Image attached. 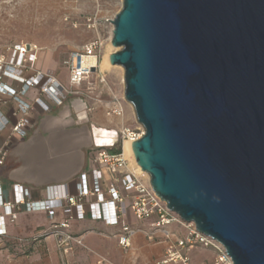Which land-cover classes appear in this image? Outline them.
Listing matches in <instances>:
<instances>
[{"label":"water","instance_id":"obj_1","mask_svg":"<svg viewBox=\"0 0 264 264\" xmlns=\"http://www.w3.org/2000/svg\"><path fill=\"white\" fill-rule=\"evenodd\" d=\"M113 24L110 62L145 128L137 164L233 264H264V0H124ZM89 108L74 96L30 139L48 133L43 157L53 172L68 166L63 181L84 170L83 148L119 142L89 127Z\"/></svg>","mask_w":264,"mask_h":264},{"label":"built area","instance_id":"obj_2","mask_svg":"<svg viewBox=\"0 0 264 264\" xmlns=\"http://www.w3.org/2000/svg\"><path fill=\"white\" fill-rule=\"evenodd\" d=\"M104 46V40L97 37L79 49L72 51L64 61L69 72L71 88L66 87L58 77L37 67L40 49L30 42L0 44V92L10 96L17 103L16 116L20 117L12 124V131L21 137L27 136V128L31 125L27 117L32 104L24 99L30 88H38L40 96L35 102L46 111L50 110L44 98L50 99L55 105L61 106L69 94H84L74 87H79L89 81L94 70H98L99 54ZM95 58V63L88 59ZM11 79L22 85V89L9 86L4 82ZM74 88V89H73ZM85 98V97H84ZM4 98L0 97V128L6 129L10 120L1 111ZM112 106L107 115L123 116L124 109L116 96H113ZM121 147L118 152H111L107 148H95L92 159L95 168L83 170L77 177L75 192H70L68 185L52 184L46 187V197L35 200L31 190L23 184L13 185V198L6 201L0 188V207L3 214L0 215V244L7 236L5 217L12 221L18 218L20 212H47L53 214L62 211L63 220L53 222L54 228L40 232L30 237H18L16 242H21L24 247L33 242L54 234L56 249L62 260L73 253L76 246L85 247L83 239L71 231V221L74 219L90 218L103 221L110 226H120L122 234L119 244L123 247L131 245V237L136 230L125 222L129 214L126 199L131 201L130 211L140 220H151L152 227L161 231L165 237H170L168 226L177 223L185 228L187 235L171 243L164 258L157 264H169L180 262L190 264L187 254L191 249L199 246L211 249L215 252L213 264H233L225 247L212 237L201 233L194 223L184 221L176 212L172 211L165 200H162L154 190L150 176L140 167H135L125 156L124 143L133 144L139 140L145 128L142 126L132 128L122 125L118 129ZM2 161V160H1ZM150 238H152L150 236Z\"/></svg>","mask_w":264,"mask_h":264},{"label":"crops","instance_id":"obj_3","mask_svg":"<svg viewBox=\"0 0 264 264\" xmlns=\"http://www.w3.org/2000/svg\"><path fill=\"white\" fill-rule=\"evenodd\" d=\"M37 67L42 71L50 72L53 66L52 61L49 60V56L46 59L43 53L40 52ZM4 82L17 89V91L22 89L20 83L11 79H5ZM37 96H40V90L34 87L30 88L24 96V99L32 104V108L27 116L31 125L27 128V136L21 137L18 133L13 132L11 127L20 117V115H15L17 103L10 96L0 92V97L5 100L1 105V111L10 120V124L6 129L0 128V188L6 201L13 198L14 184L27 186L31 190L32 197L35 200L45 198L46 187L52 184L66 183L70 192H75L78 176L68 181H63L68 173V166H58L55 172H53L48 167L49 164L45 162L46 157L43 156H46V154L43 139L48 136V133L41 130V136L36 138L35 144L30 143V139L34 135V131L40 124L41 119L47 114H55L59 109V106L55 105L54 102L43 97L50 107V110L46 111L40 104L35 102ZM103 101L105 102V100ZM111 101L112 99L106 102L111 103ZM89 107V127L94 125L110 129L107 125L108 119L105 120L104 118L105 109L94 108L91 105ZM94 109H96V112L91 115V111ZM109 150L112 152L114 148H110ZM83 151L85 153L84 170L95 168L96 165L90 154L91 148H83ZM53 179L60 181L53 182ZM26 180L31 182L27 183ZM47 183L49 185H46ZM2 214L3 209L0 207V215ZM63 218V213L60 210L55 211L52 215L47 212H20L15 221H12L10 217H5L8 234L4 238V242L0 244V250L5 247L12 248L17 244L15 239L23 233L35 236L42 231L53 229V222H60ZM143 221L147 222L132 227L136 232L131 237V245L123 247L119 244L118 235L122 234L120 226H110L103 221L92 220L90 218L74 219L71 221V231L80 237H84L85 241H87V249L78 246L83 248V250H78L76 253L67 256L64 263H62L60 256L54 253L48 263L43 261L37 264H157L164 258L167 248L171 243L187 235L185 228L177 223H172L168 226L171 235L170 237H165L161 231L152 227L151 220ZM45 238H42L44 245L46 244ZM34 243L36 242L26 246L23 252H19L18 255L31 253L33 251L32 244ZM52 247L57 251L55 239L52 242ZM199 248L201 247L197 246L187 252L190 264L210 263L211 260L206 259ZM42 250L47 252V247L44 246ZM12 264L22 263L18 260L15 263L12 262ZM169 264L182 263L172 262Z\"/></svg>","mask_w":264,"mask_h":264},{"label":"rangeland","instance_id":"obj_4","mask_svg":"<svg viewBox=\"0 0 264 264\" xmlns=\"http://www.w3.org/2000/svg\"><path fill=\"white\" fill-rule=\"evenodd\" d=\"M123 2L124 0H0V43L6 45L30 42L37 45L43 56L46 59L49 56V60L52 61L53 67L50 72L55 74L66 87L71 88L69 72L64 61L72 51L101 37L104 40V46L99 54L98 70L93 72L89 81L74 88L84 93L80 96L85 97L89 106L105 109L104 118L108 119L107 125L110 129L118 130L122 125L136 128L142 124L137 118L133 104L125 98L124 68L111 65L102 71L99 67L106 53L112 54L120 50L112 45L113 20L122 10ZM74 96L76 94H69L64 103L69 102ZM113 96H116L122 104L124 109L122 117L107 115L112 102L106 101L113 99ZM95 110L91 111V115L96 112ZM120 142L119 135V142L112 148L121 147ZM126 203L129 207V214L125 218L126 223L133 227L147 222L138 219L130 211L129 198L126 199ZM28 236L30 234L27 233L20 235L23 238ZM81 238L85 245L83 248L87 249V241L83 236ZM54 239V234H50L45 238V245L44 240L40 239L32 244L31 253L19 255L18 253L23 252L25 247L23 243L17 241L12 248L5 247L0 250V264H12L18 260L22 264H37L43 261L48 263L54 253L59 255L58 251L52 247ZM44 246L47 247V252L42 250ZM83 248L76 246L73 253ZM199 249L206 259L211 260L212 264L215 252L202 247Z\"/></svg>","mask_w":264,"mask_h":264},{"label":"bare ground","instance_id":"obj_5","mask_svg":"<svg viewBox=\"0 0 264 264\" xmlns=\"http://www.w3.org/2000/svg\"><path fill=\"white\" fill-rule=\"evenodd\" d=\"M110 52L106 53L103 57V59L101 60V63L99 64V67H101V70L104 71L106 70L108 67H110L112 64L110 62ZM91 63H95V58H89L88 59ZM124 153L125 156L131 161V163L136 167L140 166L137 164L135 156H134V152H133V148H132V143L129 141H125L124 143Z\"/></svg>","mask_w":264,"mask_h":264},{"label":"flooded vegetation","instance_id":"obj_6","mask_svg":"<svg viewBox=\"0 0 264 264\" xmlns=\"http://www.w3.org/2000/svg\"><path fill=\"white\" fill-rule=\"evenodd\" d=\"M96 150H97V149H95V147H94V149H91L90 154L92 155L93 153L96 152Z\"/></svg>","mask_w":264,"mask_h":264},{"label":"trees","instance_id":"obj_7","mask_svg":"<svg viewBox=\"0 0 264 264\" xmlns=\"http://www.w3.org/2000/svg\"><path fill=\"white\" fill-rule=\"evenodd\" d=\"M118 151H120V148L114 149L112 152H118Z\"/></svg>","mask_w":264,"mask_h":264}]
</instances>
